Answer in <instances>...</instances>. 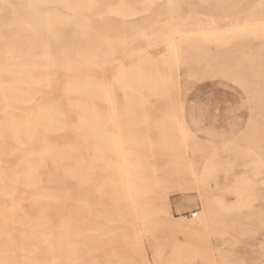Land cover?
<instances>
[{
    "label": "rangeland",
    "instance_id": "1",
    "mask_svg": "<svg viewBox=\"0 0 264 264\" xmlns=\"http://www.w3.org/2000/svg\"><path fill=\"white\" fill-rule=\"evenodd\" d=\"M94 1L0 0L1 50L5 42L6 50L39 51L38 59L77 62V72H70L76 80L55 68L46 82L33 85L46 93L32 105L54 113L68 107L63 119L50 120H63L72 132L76 125L78 134L62 145L81 160L78 234L47 235L52 246L19 249V256L0 249V264H145L141 248L147 264H264V0ZM89 8L91 19L106 15L101 10L128 16L97 19L108 26L106 38L77 11ZM14 61L26 73L37 72ZM27 97L26 89L16 94L17 111ZM185 179L189 192L170 195V218H158L154 197ZM214 183L213 198L203 197L204 186ZM85 197L115 219L123 215L128 224L114 233L129 239L127 245L121 238L115 240L124 244L105 248L98 232L83 231ZM204 201L211 202L212 222L186 235L170 230L200 221ZM173 239L187 247L173 249ZM57 240L70 251H59ZM94 241L99 252L92 250Z\"/></svg>",
    "mask_w": 264,
    "mask_h": 264
},
{
    "label": "bare ground",
    "instance_id": "2",
    "mask_svg": "<svg viewBox=\"0 0 264 264\" xmlns=\"http://www.w3.org/2000/svg\"><path fill=\"white\" fill-rule=\"evenodd\" d=\"M1 45L3 50L0 49L2 53L0 54V238L2 237L0 239V249L2 252L3 248L16 249L17 252L16 250L15 252L18 253L19 256V249H32L35 247L47 246V244L52 246L53 243H49L51 240L47 242L45 239L47 235L60 236L66 233L67 235L74 236L78 234L80 230L78 221L79 211L81 209L79 208L78 190L81 175L79 169L81 160L79 159V155L69 151L68 146L63 147L62 145V140L65 137L69 139L68 137H75L78 134L76 125H73L74 130L72 132L69 129L71 126H68L63 120H50L52 116H58L63 119L68 112L67 106L56 109L54 113L50 112L48 108L32 105L33 103L41 102L46 93L42 90H35L33 85L39 84L41 80L46 82L47 77L55 73V68H58V73L61 71L65 73L64 77L67 81H74L77 75L73 78L70 72L72 68H74V73L77 72L79 67H77V62L71 58H59L57 61L53 57L38 59L36 54H38L39 51L37 50L35 51V56H30L28 52H24L25 50L15 51L11 48L6 50L7 44L5 42H2ZM15 59L19 63L21 61H26L28 62L27 64L31 63L33 65L32 69L37 72L32 73L28 71L26 73L22 67L19 69L18 67L16 68ZM47 70L49 71L48 74ZM23 77L27 79L25 83L21 81ZM25 89L28 91L27 105L22 106L19 102L20 109L17 111L13 105L14 99L16 94L19 96L22 95ZM65 149L66 154H64ZM65 161H68L71 166L65 167ZM188 192L189 181H186V179L180 180L177 184L167 187L166 191H163L158 199H156V196L154 197L156 201V203L153 204L155 215L158 218H170L169 196L175 193ZM126 194H128V192H126ZM82 203L84 210L82 214V229L85 233L88 231L91 236H97L95 234L98 232V235L102 236L101 239L105 242H101L104 246L106 244V246L114 244V246H116L118 244L120 245V243L124 244L122 240L120 243L116 240L120 241L121 238L126 239V237L120 235L121 238L118 237L119 239H116L115 237L117 236H115L114 233L121 226L125 227L126 224H128V221L125 220L123 215L120 214L122 219L119 217L117 219L111 217L109 211L106 213L103 212V207L93 202L91 198L89 200L88 197H85ZM196 215L197 213H195L194 217H196ZM194 217L191 216V218ZM115 222H119V224H115ZM200 222L206 223V221L200 219V221H190L186 224L175 223V225L169 227L171 231H182V233L179 234L181 235L184 233L186 235L189 230L200 227ZM121 223H123V225ZM94 231L96 232L95 234H93ZM126 231L127 230H125V232ZM122 235L125 234L123 233ZM16 236L18 238L21 237L20 240H17ZM30 236H36L38 238H23ZM13 237H16V240H14ZM78 238H81V236ZM78 238L74 239L78 240ZM62 241L63 240H57L59 243L58 246L61 248L59 250L56 244V248L59 251L62 250L60 246L68 245H63L66 243L63 242L62 244ZM113 241L117 243L113 244ZM128 241L129 239L125 242L126 245ZM96 242H91L93 245H96L92 246V250H96L95 248L101 245ZM169 243L173 249H175V245L182 250L187 247V245L181 243L177 239H173ZM83 246H85V244ZM74 247L75 246H73V248ZM100 248H97V251L98 249L100 251ZM102 249L104 248L102 247ZM51 250L53 249L51 248ZM54 251L56 252V250ZM54 251H52L51 254L55 253ZM66 251L68 252V250ZM140 252L141 260L147 264L148 261H146L145 252L142 248ZM96 253H93V255H96ZM105 254L104 252V255ZM13 255L15 256V254ZM83 255L85 256L86 253ZM6 256H9V254H6ZM23 256H26V254ZM50 258L51 261L54 260L52 259L54 257ZM71 259L72 257H70V260ZM77 259L79 258L77 257ZM46 260H48V258ZM43 261L45 260L43 259ZM66 261L68 262V260ZM30 262L31 261H29L28 264ZM48 264H51L50 260Z\"/></svg>",
    "mask_w": 264,
    "mask_h": 264
},
{
    "label": "crops",
    "instance_id": "3",
    "mask_svg": "<svg viewBox=\"0 0 264 264\" xmlns=\"http://www.w3.org/2000/svg\"><path fill=\"white\" fill-rule=\"evenodd\" d=\"M96 4V2L94 0H76V6L77 5H91V6H94ZM93 8H89V9H77L78 13L80 14L81 18L83 19V21H87V22H91L92 23H88L87 25L93 29L96 33L102 35V36H105L106 38H108L110 35H109V32H108V26L107 25H101L99 23H94V22H98L97 19H100V21H109L111 19L110 17V14H115L116 16H118V18H124L125 16H128L126 15V11L125 10H122V9H116V10H101L103 14H106V15H103V16H99V17H95V13L93 14V18L91 19V17H89V13L92 12ZM96 11V9H95ZM99 11V12H101ZM134 32L131 33V35H133ZM137 37H141V36H144L145 33L143 32H140V31H137L136 33ZM209 172V171H208ZM210 174V173H209ZM211 177V176H210ZM212 178V177H211ZM208 179H209V175H208ZM245 178H243L244 180ZM245 180H249L248 177L245 179ZM217 189L218 188V183H214L213 186H209V185H205L204 188H203V194L202 196L203 197H212L213 198V195L211 194V189ZM205 202V201H204ZM205 208H206V213L204 211V215L202 216V220L203 221H206V222H212L214 219H213V212H212V208H211V202H205Z\"/></svg>",
    "mask_w": 264,
    "mask_h": 264
},
{
    "label": "built area",
    "instance_id": "4",
    "mask_svg": "<svg viewBox=\"0 0 264 264\" xmlns=\"http://www.w3.org/2000/svg\"><path fill=\"white\" fill-rule=\"evenodd\" d=\"M191 216L194 217L195 216V213L191 214Z\"/></svg>",
    "mask_w": 264,
    "mask_h": 264
}]
</instances>
